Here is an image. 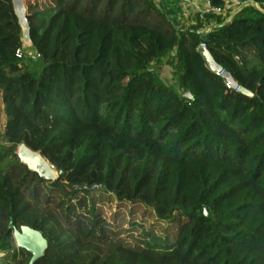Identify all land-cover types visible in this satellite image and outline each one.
I'll use <instances>...</instances> for the list:
<instances>
[{
  "label": "trees",
  "instance_id": "16d2710c",
  "mask_svg": "<svg viewBox=\"0 0 264 264\" xmlns=\"http://www.w3.org/2000/svg\"><path fill=\"white\" fill-rule=\"evenodd\" d=\"M241 1L263 10L184 23L157 0H25L26 34L0 0V264H31L23 226L47 241L33 264H264V0Z\"/></svg>",
  "mask_w": 264,
  "mask_h": 264
},
{
  "label": "water",
  "instance_id": "95a60500",
  "mask_svg": "<svg viewBox=\"0 0 264 264\" xmlns=\"http://www.w3.org/2000/svg\"><path fill=\"white\" fill-rule=\"evenodd\" d=\"M13 4L20 19V23L25 28V33L28 34L30 25L26 17L27 9L25 6V0H13ZM249 4H255V2H247L244 6ZM230 20H226V22H229ZM225 23H223L222 25H224ZM214 27L215 25H209L201 29L199 33L207 34ZM199 50L202 52L209 68L217 72L223 71L222 76L229 87L237 88L239 86L232 74L229 71L224 70V68L215 60L212 53L207 47L200 46ZM239 90H241L244 94H248L250 96L253 95V92L244 87H240ZM185 96L191 97L192 94L190 93V91H187L185 93ZM17 154L23 164L28 166L30 170L37 172L44 179L54 181L59 178L60 174H62V171H58L55 166L40 151L33 150L26 143H22L19 146ZM14 236L16 238L18 246L27 249L33 255L31 264H33L44 253L47 241L41 231L29 226H23L21 230H15Z\"/></svg>",
  "mask_w": 264,
  "mask_h": 264
},
{
  "label": "crops",
  "instance_id": "0c3cea01",
  "mask_svg": "<svg viewBox=\"0 0 264 264\" xmlns=\"http://www.w3.org/2000/svg\"><path fill=\"white\" fill-rule=\"evenodd\" d=\"M165 2H166V0H165ZM253 2L254 1H252V3ZM162 4L164 6H166V8H170L171 5L174 6V4H177V6L181 7L180 12H177L176 15L178 16L177 18L184 23L187 21H188V23H194L193 17L196 13H198L199 11H203L208 6L213 5L212 0H193L191 3H188V4H180V3H169V5L165 4V3H162ZM253 5H255V7H257L258 9L263 10V8L258 3L256 5V2H255V4H253ZM234 15H236V13L228 14L227 20L232 19V17H234ZM164 70L165 71L169 70V72L172 74V71L169 67L165 66Z\"/></svg>",
  "mask_w": 264,
  "mask_h": 264
},
{
  "label": "built area",
  "instance_id": "2783aa9c",
  "mask_svg": "<svg viewBox=\"0 0 264 264\" xmlns=\"http://www.w3.org/2000/svg\"><path fill=\"white\" fill-rule=\"evenodd\" d=\"M169 1L170 2H178L180 4H188V3H191L193 0H169ZM157 2L158 3H166L165 0H157ZM247 2H250V1L242 2L241 0H226L225 4L222 6L211 5V6H208L207 8H205L203 11H199V13H201L202 16H203V14H206V13H216V14H223V15L230 14V13L234 14V13H237L240 9H242ZM203 19L205 20V17H203ZM211 25H213V24H211ZM200 46L206 47V43L203 42V43H201ZM17 53L19 56H21L22 55L21 49H18ZM216 73L219 75H222L223 71H220V72L216 71ZM235 89L239 90L240 86H238Z\"/></svg>",
  "mask_w": 264,
  "mask_h": 264
},
{
  "label": "rangeland",
  "instance_id": "374dc122",
  "mask_svg": "<svg viewBox=\"0 0 264 264\" xmlns=\"http://www.w3.org/2000/svg\"><path fill=\"white\" fill-rule=\"evenodd\" d=\"M27 1H28V0H27ZM29 1H35V0H29ZM39 1H44V0H39ZM169 3H172V2H170L169 0H166V4L169 5ZM172 6H173V5H171L170 8H172V9H176L177 4H174L173 7H172ZM186 23H188V21H187ZM28 52H29V53H33L32 50H28ZM162 77H163L168 83H174V84H175L174 79H173V77H172V74L169 72V70H166V71H165L164 68H163V69H162ZM113 209L115 210V209H116V206H114ZM108 214L110 215V211H108ZM124 227H125V228H128L129 225L126 224ZM141 231H142L141 229L135 227V228H133V230H131L130 232H131V234L134 235V236H139V233H140ZM124 235H126V233H124ZM13 241H14V245H15V247H19V246H18V243H17V241H16L15 236L13 237Z\"/></svg>",
  "mask_w": 264,
  "mask_h": 264
}]
</instances>
